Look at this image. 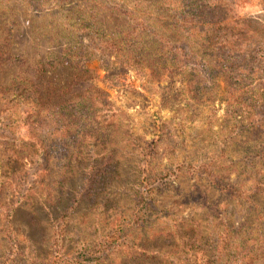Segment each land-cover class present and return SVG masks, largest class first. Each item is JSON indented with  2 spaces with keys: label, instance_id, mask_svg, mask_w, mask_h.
Returning a JSON list of instances; mask_svg holds the SVG:
<instances>
[{
  "label": "rangeland",
  "instance_id": "1",
  "mask_svg": "<svg viewBox=\"0 0 264 264\" xmlns=\"http://www.w3.org/2000/svg\"><path fill=\"white\" fill-rule=\"evenodd\" d=\"M124 12H132L137 21L145 19L155 26L157 33H163L160 11L153 0H0V102L7 99L5 90L17 80L30 83L45 98L53 85L71 86L67 95L52 100L55 104L75 96L83 98L90 92V110L80 120L87 126L80 127L83 131L79 132L98 134L101 129L116 147L99 148L104 158L100 165L107 163L108 155L121 162L98 175V167L88 161L83 177L77 178L84 181L81 186L88 188L90 195L80 196L78 203L75 193L64 200L62 194L77 180L65 175L62 165L66 162L57 161L58 149L53 153L55 143L49 142L52 157L48 164L34 158L39 172L45 173L42 167H47V175L33 177L27 184L23 208L10 212L19 189L18 163L12 146L17 137L35 143L38 134L28 125L27 105L4 101L5 107L0 111V264L62 262L66 254L81 252L83 243L84 252H93L99 243L96 237L111 234L113 225L118 223L111 220L114 216L132 220L125 249L133 260L114 255L109 264H117L120 259L124 264H147V255L158 261L168 258L175 262L181 258L187 264H200L203 254H195L190 237H178V231L185 232L192 222L198 221L197 215L205 204L203 197L192 194L193 185H207L212 176L226 173L233 180L243 174L245 163L251 162L257 153L258 130L238 134L239 130L233 127L235 123L229 115L234 110L233 102L225 94L223 78L216 79L209 94L200 93L194 101L180 81L173 88L167 79L147 81L143 73L136 74L131 67L114 76L118 68L112 63L115 55L105 53L85 59L82 66L91 72L82 82L72 83L74 62H69L66 55L71 46L74 42V49L87 44L91 37L124 35L128 27L135 25L133 21L130 26ZM222 12L226 19L240 24V59L248 72L254 70L248 77L232 76L229 83L259 87L258 98L264 93V0H224ZM80 23H87L89 29L76 33ZM143 27L147 28L146 24ZM138 68L148 70L141 64ZM95 89L107 93L103 105L95 101ZM262 107L263 103L258 101V110L264 114ZM160 123L168 125L175 152L172 155L171 148L166 152L160 144L153 164L165 168L175 162L183 164L184 169L177 173L175 165L168 167V176L172 172L178 174L171 177L173 181L165 189L169 195L158 190L152 197L148 193L151 185L138 184L136 161L127 155V148H121L125 147L123 141L133 138L158 141L159 133L153 136L151 132L153 125L158 130ZM88 144L94 145V139L84 142L87 151H91ZM114 148L117 154L112 153ZM232 162L235 166L230 167ZM193 164L213 165L191 175ZM211 193L213 200L221 203L222 197ZM26 255L29 257L25 258ZM255 264H264V257Z\"/></svg>",
  "mask_w": 264,
  "mask_h": 264
},
{
  "label": "trees",
  "instance_id": "2",
  "mask_svg": "<svg viewBox=\"0 0 264 264\" xmlns=\"http://www.w3.org/2000/svg\"><path fill=\"white\" fill-rule=\"evenodd\" d=\"M153 2L160 11L159 16L162 19L160 27L163 33H157L155 26L145 19L141 20L143 24L136 20L132 12H124L129 17L127 18L129 24L135 21L134 27H128L124 35L114 33L104 39L91 37V39L88 38L87 44L83 43L75 49L77 42H74L71 50L65 53L69 58L68 61L74 62L72 83L75 85L82 82L83 77L91 72L82 66L85 59L96 58L97 55L105 53L115 55L112 63L118 65V68L114 76L128 72L131 67L136 74L143 73L147 81L167 79L172 88L177 81H180L184 83L183 87L194 101H197L200 93L209 94L216 79L223 78L226 83L225 94L233 102L234 110L229 115L235 123L234 129L239 130L238 134L258 130L259 136L255 139L260 143L255 146L257 153L251 162L245 163L242 175L239 173L230 180V173L219 174L212 176L207 185L200 183L193 185L192 194L196 193L199 197H203L205 204L202 205L201 213L197 215L198 221L192 222L193 225L189 230L178 231V237L179 239L183 238V235L190 237L195 254H203L200 264H255L257 260L264 257V114L258 110V101L263 103L261 111L264 110V93L256 98L259 87L229 83L233 77L236 79L248 77L254 72L253 68L251 72H248L240 59L241 39L237 31L240 24L225 18L222 12L224 0H153ZM145 24L147 28L143 27ZM88 29L87 23H80L75 31L79 33ZM73 39L75 41V37ZM140 64L145 65L147 72L143 68H138ZM144 76L142 75L143 78ZM70 89L71 86L53 85L47 90V98H45L30 83L17 80L5 90L8 97L2 101H8L11 105H27L30 112L27 116L28 125L35 128V133L38 134V141L33 142L34 144L24 142L17 137L12 146L14 156L17 158L15 162L18 163L19 189L10 212L23 208L27 184L32 178L39 179L43 174L47 175V167H42L45 173L39 172L34 158L47 161L48 164V159L52 157L48 147L49 142L55 143L54 148H51L53 153L58 149L57 161L66 162L62 165L66 170L65 175L77 180L74 186L71 185L62 194L61 199L64 200H67L65 198L67 195L71 197L70 194L75 193L78 203L80 196L90 195L88 188L81 186L84 181L81 183L82 180L77 178L83 177L82 172L87 167L84 164L88 161L91 160L98 167V175L106 173L109 166L121 164L120 159L116 161L115 156L112 158L108 155L107 163L100 165L99 161L103 162L104 158L100 156L99 148L110 145L116 147V144H112V140L101 129L98 134L79 132L83 131L80 127L87 126L81 121L90 110L88 99L90 92L83 98L75 96L63 99L57 104L52 102L54 98L67 95ZM93 93L95 101L98 100L101 105L108 98L107 93L100 89L93 90ZM173 93L172 91L171 94ZM3 102H0V111L5 107ZM54 126L55 128H52ZM158 128L156 130L153 125L151 132L153 136L159 133L158 141H141L133 138L123 141L125 147L121 148H127L129 150L127 155L131 160L136 161L138 184L151 185L148 193L152 197L158 190L169 195L165 189L173 181L171 177L176 178L178 174L172 172L168 176L171 173L168 167L175 165L177 173L180 169H184L183 164L179 165L175 162L168 163L165 168L161 165L156 168L157 165L153 164L157 160L156 154L160 144L165 147L166 152L168 148H171L172 155L175 152L168 125L160 123ZM34 137L36 139V136ZM88 139L92 141L94 139L95 142L94 145L88 144L91 151H87V146L84 145ZM133 141H136V144ZM111 150L113 154H117L115 148ZM138 157H141V160H138ZM173 159H175L174 156ZM29 164L32 166H28ZM210 165L193 164L190 167L191 172H188L191 175L200 174L202 169ZM229 166H235V162L230 163ZM159 183L162 184L159 185ZM203 187L207 189L205 192ZM211 192L222 197L221 203L213 200ZM111 220H118V223L116 226L113 225L111 234L96 237L99 243L95 251L84 252L86 244L83 243L80 246L81 252H76L75 255L66 254L62 262H33L32 264H109L111 256L114 255L133 260L132 257H128L129 250L125 249L128 248L127 239L131 234L129 224L132 220H128L126 216L123 218L114 216ZM62 235L60 233V236ZM108 238L109 240H106ZM147 256L145 257L148 258L147 264H187L186 261H181V258L172 262L168 258L158 261L156 257ZM28 257V255L25 256V258ZM116 263L124 264L122 259ZM193 264L199 263L195 261Z\"/></svg>",
  "mask_w": 264,
  "mask_h": 264
}]
</instances>
